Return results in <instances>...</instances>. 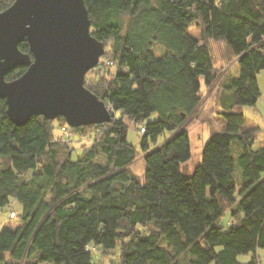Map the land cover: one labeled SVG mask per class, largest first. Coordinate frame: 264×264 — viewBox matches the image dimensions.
Here are the masks:
<instances>
[{
  "label": "trees",
  "instance_id": "1",
  "mask_svg": "<svg viewBox=\"0 0 264 264\" xmlns=\"http://www.w3.org/2000/svg\"><path fill=\"white\" fill-rule=\"evenodd\" d=\"M14 1L0 0V11ZM84 1L92 34L106 45L85 85L113 118L70 127L63 117L40 116L17 126L0 99V158L6 159L0 209L13 199L22 205L21 223L0 230V264H103L93 247L119 250L108 264H261L264 143L253 149L259 128L245 127L241 107L255 106L261 96L264 0ZM193 25L200 37L188 32ZM215 42L227 47L226 58H237L239 74L220 96L224 129L211 135L202 161L185 175L182 165L192 156L185 125L201 104L203 83L217 80ZM155 45L170 54L157 56ZM19 49L30 53L28 41ZM26 69L15 68L6 80ZM153 113L157 119L139 129L146 165L141 181L130 171L137 149L128 142L126 121L137 125ZM64 129L94 140L64 151ZM228 210L225 228L219 220Z\"/></svg>",
  "mask_w": 264,
  "mask_h": 264
},
{
  "label": "water",
  "instance_id": "2",
  "mask_svg": "<svg viewBox=\"0 0 264 264\" xmlns=\"http://www.w3.org/2000/svg\"><path fill=\"white\" fill-rule=\"evenodd\" d=\"M27 40L30 53L19 49ZM106 45L92 34L84 0H15L0 11V99L17 126L33 117H63L70 127L111 121L109 105L85 80ZM23 66L17 79L9 72Z\"/></svg>",
  "mask_w": 264,
  "mask_h": 264
},
{
  "label": "rangeland",
  "instance_id": "3",
  "mask_svg": "<svg viewBox=\"0 0 264 264\" xmlns=\"http://www.w3.org/2000/svg\"><path fill=\"white\" fill-rule=\"evenodd\" d=\"M188 32L191 33L195 37H200L201 29L200 27L193 25L188 29ZM157 56H163L165 54H170V52L164 47L155 45L154 47ZM212 51L214 53L216 59V66L218 67L217 73L218 77L215 83L211 86H205L204 83L202 85V101L197 110V112L187 121L185 127L190 134L191 138V158L183 163L182 172L185 175H191L194 172L196 165H198L202 161V151L206 142L210 139L211 135L224 129L225 120L220 113V96L225 93L224 83L233 75L239 74V65L237 63V58L229 57L226 58L229 50L222 43H213ZM109 64V63H108ZM110 65V64H109ZM89 78H93V74L90 73L88 75ZM86 81V80H85ZM258 82L261 91V96L259 101L255 106H242V111L246 117V128L258 127L255 134V144L254 147H259L264 143V69L260 71L258 74ZM157 113H153L150 117L146 118L143 122L138 123L137 125L127 119L128 123V142L132 144L137 149V159L130 166V171L133 175L140 178L141 181L144 180V170H145V161H144V153L142 147V137L143 133L139 130L142 125H144L148 121H153L157 119ZM57 124V122H55ZM95 131V132H94ZM94 136L95 138L99 136V129H95ZM70 139L63 140L61 143L65 144L64 151H71V148H80L83 147L84 144H90L92 142L93 137L82 136L81 133L72 134V131H69ZM169 136V132H165L158 139V144L162 143L166 137ZM94 140V139H93ZM60 143V144H61ZM150 145L153 146L154 143L150 140ZM238 144V140L233 141V150L236 155V149ZM71 146V148H70ZM6 161L5 158H0V165ZM105 157L100 158L101 163H105ZM31 173H28V176ZM236 178L241 176V168L237 166L236 170ZM238 196V195H237ZM15 210L17 216L15 218H10V211ZM22 214V205L20 202L16 200H11V204L3 209H0V230L3 226L14 227L21 223L20 216ZM231 222V212L230 210L226 211L224 215L220 218L219 224L225 228L230 226ZM151 228L152 226L149 225ZM97 262L108 264L110 260L117 261L119 258V250L115 249L113 251H104L101 247H93ZM241 261H247V255H241L239 257ZM32 260H34L32 258ZM264 264V261H263Z\"/></svg>",
  "mask_w": 264,
  "mask_h": 264
},
{
  "label": "built area",
  "instance_id": "4",
  "mask_svg": "<svg viewBox=\"0 0 264 264\" xmlns=\"http://www.w3.org/2000/svg\"><path fill=\"white\" fill-rule=\"evenodd\" d=\"M112 64V63H111ZM69 129H64V136L65 137H63L62 139H66V137H68L69 135H70V133H69ZM142 132H144V129H142ZM16 214H15V212L14 211H11L10 212V218H13L14 216H15Z\"/></svg>",
  "mask_w": 264,
  "mask_h": 264
},
{
  "label": "crops",
  "instance_id": "5",
  "mask_svg": "<svg viewBox=\"0 0 264 264\" xmlns=\"http://www.w3.org/2000/svg\"><path fill=\"white\" fill-rule=\"evenodd\" d=\"M221 130H223V129H221ZM254 144H255V142H254ZM259 147H254V145H253V149H257ZM258 254L260 256V263L263 264V261H264V250H261V249L258 250Z\"/></svg>",
  "mask_w": 264,
  "mask_h": 264
}]
</instances>
